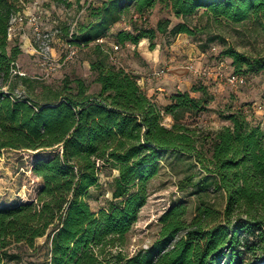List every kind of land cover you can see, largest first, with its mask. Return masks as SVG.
Masks as SVG:
<instances>
[{
    "label": "trees",
    "instance_id": "obj_1",
    "mask_svg": "<svg viewBox=\"0 0 264 264\" xmlns=\"http://www.w3.org/2000/svg\"><path fill=\"white\" fill-rule=\"evenodd\" d=\"M158 2L182 20L153 24L147 12ZM131 6L139 14L132 16V27L113 34L123 45L149 37L153 46L164 33L193 35L199 28L188 18L201 9L214 21H251L264 34V0H102L92 7L94 19L79 27L82 41L107 35ZM23 7V0H0V154L7 148L55 151L33 162L42 180L36 198L0 206V263L21 258L13 245L35 247L42 236L47 264H107L110 256L123 264H250L252 256L264 254V127L237 109L226 115L229 124L204 132L189 119L209 108L214 96L207 85L178 89L159 103L136 74L110 60L102 42L90 62L98 90L91 91L81 76L66 77L58 87L42 82L38 89L17 70L20 44L9 47L11 19ZM223 53L235 72L264 69V52L250 55L229 46ZM167 150L193 155L205 171L196 181L193 174L186 176L180 187L194 185L195 192L210 184L220 187L224 208L200 197L187 220L186 201H173L160 216L158 237L126 254L127 233ZM105 164L119 172L108 204L94 210L88 195Z\"/></svg>",
    "mask_w": 264,
    "mask_h": 264
},
{
    "label": "rangeland",
    "instance_id": "obj_2",
    "mask_svg": "<svg viewBox=\"0 0 264 264\" xmlns=\"http://www.w3.org/2000/svg\"><path fill=\"white\" fill-rule=\"evenodd\" d=\"M101 1L66 0L57 3L53 0H23V13L26 16L40 14L41 35L37 34L35 26L27 19L23 22H14L9 47L19 43L22 48L17 58L19 74H26L38 86V89L42 82L58 87L66 77L81 76L90 84L91 91H96L100 85L95 81L96 72L91 69L90 62L97 57L95 50L97 42H102L104 48L110 49V60L136 74L142 87L147 85L148 73L155 82L163 79L171 81L170 79L177 74L194 73L195 78L193 76L189 85L185 86L191 89L193 86L205 84L214 96L206 111L189 119L198 123L204 132L215 131L229 124L230 120L226 118V115L237 109L243 110L252 123H259L264 127V69L242 72L247 77V82L240 86H232L223 80L202 77L186 67L189 60L203 67H213L219 55H223L224 50L229 46L250 55L264 52V34L259 27L251 21L241 24H232L225 20L214 21L209 19L201 9L188 18L192 26L197 25L199 28L195 34L185 32L177 35L159 34L153 46L151 39L148 38V46L151 49H159L161 56H169L173 50L181 51L183 48H190L183 59L163 61L162 64H167L169 69L165 74L157 76L152 73L155 68L146 73L135 67L131 60L140 59V56L138 57L135 53L136 49L131 47L129 51L126 44L117 43L113 36L121 28L132 27V16H139L133 6L125 11L120 20L112 24L107 35L88 43L82 41L79 27L94 19L90 12L92 7L99 5ZM147 14L153 24L165 18H171V24L182 20L181 17L175 16L171 8L163 2H158ZM144 40L147 39L141 38L139 44ZM115 44L119 46L116 47ZM214 46L216 50L213 49ZM72 49L75 53L72 57H68ZM224 58L227 61L226 69H235L231 57L224 55ZM23 86L25 85L21 83L18 92L23 91ZM168 86L170 87L165 92L169 93L164 95L167 101L169 95L175 89H179V85L174 82ZM185 86H182L183 89ZM193 94L199 95L200 92L193 91ZM154 97L156 98V94ZM158 102L162 103V99ZM165 121L170 124L172 117L167 116ZM54 151L53 148H7L1 152L0 206L36 198L42 180L34 173L33 162L39 157H51ZM160 163V172L151 178L149 183V197L141 207L138 219L127 233L126 242L122 246L126 254H132L158 237L162 226L160 216L173 201L179 199L186 201L187 220L193 217L200 197L217 208H224L226 194L220 187L210 184L200 192H195L197 187L194 185H189L185 189L180 187V183L186 176L193 174V180L196 181L205 173L193 155L167 150ZM118 172V168L114 166L108 164L101 166L100 182L90 189L88 195L89 203L94 210H99L108 204L112 184ZM45 240V236L37 238L35 247L25 243L13 245L12 249L18 250L21 258L0 264H47L48 244ZM110 259L107 264H123L112 256ZM250 262V264H264V254L257 253L252 256Z\"/></svg>",
    "mask_w": 264,
    "mask_h": 264
},
{
    "label": "crops",
    "instance_id": "obj_3",
    "mask_svg": "<svg viewBox=\"0 0 264 264\" xmlns=\"http://www.w3.org/2000/svg\"><path fill=\"white\" fill-rule=\"evenodd\" d=\"M144 40L142 42L138 43H133V42H127L126 43V47H129L128 50L130 51L131 47L136 49L135 53L136 55L140 58V59H132L131 62L133 65H135V67H138L142 70H144L145 72L148 70H151L152 68H157V66H160L163 61H169V60H175V59H183L187 53V50L189 51V49H185L183 48L181 51L179 50H173L171 51V54L169 56L164 55L161 56L160 55V50L155 48V49H151L148 44H149V37H143ZM146 59V60H145ZM148 63V64H147ZM128 69V68H127ZM148 73V72H146ZM149 74V73H148ZM147 74L146 76V86L143 87L146 92L151 95L154 96V94H156V100L159 101L160 99H162V103H166L167 102V98L164 97L165 94L169 93V92H165V90L168 89V85H171L173 82L179 85V89H183V85H189L190 83V79H193V76L195 78V74L192 73L190 75H181V74H177L176 76L174 75L173 79L169 80H158L155 82V80H153V78H151L149 75ZM185 89H190L189 86H185ZM178 89H175L173 92H175Z\"/></svg>",
    "mask_w": 264,
    "mask_h": 264
},
{
    "label": "built area",
    "instance_id": "obj_4",
    "mask_svg": "<svg viewBox=\"0 0 264 264\" xmlns=\"http://www.w3.org/2000/svg\"><path fill=\"white\" fill-rule=\"evenodd\" d=\"M40 14H32L30 16H26L22 11H18L11 19V25H10V35L12 34L13 30V24L16 21L23 22L27 19L30 23H32L35 26L36 32L38 35H41V27H40ZM101 39V38H99ZM116 47H118V44H115ZM214 50H216V46L213 47ZM75 53V50H71L68 57H72ZM186 67L195 72L196 74L206 77V78H213L216 80H223L226 81L228 84L232 86H240L247 82V77L243 73L235 72L234 70H228L227 67V61L224 58V56L219 55L217 58L216 64L213 67H203L201 65H198L193 60H189L186 63ZM169 67L167 64H162L159 67L155 68L152 73L154 75H163L168 71Z\"/></svg>",
    "mask_w": 264,
    "mask_h": 264
}]
</instances>
